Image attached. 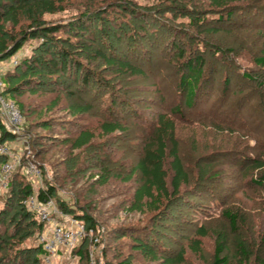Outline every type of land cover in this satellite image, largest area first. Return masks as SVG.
<instances>
[{
	"label": "rangeland",
	"instance_id": "rangeland-1",
	"mask_svg": "<svg viewBox=\"0 0 264 264\" xmlns=\"http://www.w3.org/2000/svg\"><path fill=\"white\" fill-rule=\"evenodd\" d=\"M34 3L0 0V36L9 40L20 37L29 25L42 22L61 27L51 36L29 37L21 51L4 60L5 65L1 63L2 79L41 42L59 60L64 55L69 61L79 62L81 70L76 75L77 68L72 64L67 73L51 76L46 71L39 77L37 93L32 90L35 86H24L17 97L25 112L21 134L28 137L23 135L21 140L6 144L20 150L24 138L29 149L39 150L36 159L43 171L33 182L35 189L54 182L58 200L76 212L94 215L97 228L93 234L101 240L87 243L94 263L160 264L145 259L127 244V237L116 230L119 226L145 231L163 257L183 254L181 264H211L217 231L227 235L224 255L231 264L238 261L240 243L250 254L245 264L264 263V186L245 177L250 164L240 159L242 153L264 158L263 146L258 148L264 138V63L259 60L264 42V0H240L227 9L209 0H64L54 13L43 12ZM13 9L18 23L9 14ZM72 21L91 28L78 33L70 25ZM82 44L129 61L145 75L123 74L101 58L87 57ZM34 53L39 55L41 51ZM196 58L204 60V82L199 105L191 108L180 81L187 71L185 61ZM21 71L18 69L17 74ZM85 73L91 75L88 86L82 83ZM243 73L257 77L259 82L243 78ZM56 99L60 105L50 111ZM75 103H89L93 109L72 116L68 108ZM160 113L170 114L177 124L181 156L190 174L210 167L207 182L192 187L190 200L195 208L182 200L157 214L150 210L130 212L142 177L139 173L131 180L129 177L144 142L153 135ZM45 117L53 124L48 131L38 126ZM105 120L122 121L128 131L100 138L99 125ZM83 129L98 135L83 150L73 151L59 140L51 141L54 136L75 137ZM251 135H257L260 141ZM101 167L110 171L107 183L98 180ZM8 188L0 189V212L5 209L8 214V229L2 216L0 219L3 239L20 220L14 215L18 194ZM225 209L238 213L236 229L223 216ZM23 227L22 243L9 242L0 248V264H89L75 251L60 252L50 261L42 255L37 257L32 249L38 245L36 227L28 220ZM201 227L207 232L204 237L198 234ZM193 238L202 241L200 253L189 246Z\"/></svg>",
	"mask_w": 264,
	"mask_h": 264
},
{
	"label": "trees",
	"instance_id": "trees-1",
	"mask_svg": "<svg viewBox=\"0 0 264 264\" xmlns=\"http://www.w3.org/2000/svg\"><path fill=\"white\" fill-rule=\"evenodd\" d=\"M12 1L21 5H25V3L30 0ZM34 1V6L42 9L43 12L46 13L56 12L60 8V5L64 2V0ZM209 1L214 6H217L222 9H227L231 8V4L233 2H238L240 0ZM2 6L3 5L0 4V17ZM9 12V14H11L15 18V23H18L16 9H13ZM230 15L231 14L229 13V16ZM35 20L37 19H34V21ZM79 22L80 21H74L70 25H73L75 31L78 33H87L88 30H90L91 26ZM60 27L61 26L55 24H44V22H42L38 23L37 26L29 25L28 30L23 31L20 37L14 36L11 40H9L4 36H0V61L10 59L17 52L21 51L29 37H38L41 34L45 36H51L58 32ZM94 41L95 39H93L92 45H95ZM92 45L82 44L81 46L83 52H85L87 57L90 56V58L94 59L95 57L96 59L101 58L106 62V64L112 67H116L117 70L121 71V73L123 74L141 76L145 75L143 69L133 65L129 61H123L116 57L107 56L102 51V49H95L93 51ZM33 50L34 51L31 55L22 57L19 60L17 67L13 70H9L7 74L3 77L4 94L7 98L13 99L17 103L24 116V105L18 100L17 97L20 96V93H22V91L24 90V86H30L32 88L33 86H35L32 90L34 93H37L39 92L38 88H40L39 84H41L39 83V77L46 75V71H49V73H51V76H55L54 74L56 73H67L69 70L72 69L73 65L75 66V69L77 68V70L75 71L76 75L81 70V64L79 62L69 61V57L64 55H62L61 60H59L58 57H55L53 53H51L48 49H45V45L43 42L36 45ZM37 50L41 51L39 55H36L34 53ZM65 53L67 54V52ZM259 60L264 63V42L262 47V57ZM184 66L187 71L181 77L180 88L181 90H186L185 101L188 106H190L191 108H195L196 105H199L197 103L199 98L198 96L200 94L199 92L204 82V60L203 58H196L190 60L188 59L185 61ZM18 69L22 70L19 74H17ZM82 76V83L85 86L90 85L91 75L89 73H85ZM242 77L250 81L257 82L259 80L257 77L253 78L247 73H243ZM59 105V99H56L51 104L49 110L52 111ZM92 109L93 105L89 103L84 105H81L80 103H75L68 108V110L71 112L70 115L72 116L89 113ZM38 126L47 131L53 128V124L51 123L50 119L46 117L42 118L39 121ZM99 130L100 138L128 131L122 121L114 120H105L100 122ZM23 135L24 134L21 133L20 135H15L14 133H12V131L9 130L2 116L0 115V145L6 144V142L10 140H21ZM26 136L27 135L25 134L24 137ZM97 137L98 135H96L94 131L89 129H83L79 131V133L75 134V137H71L70 135H65L61 137L54 136L51 141L55 142L56 140H59V144L70 146L73 151H76L85 149L87 146L91 145L93 140H95ZM251 137L255 138L257 142L260 141L257 135H251ZM262 146L264 148V138L261 141V145H258V148H262ZM38 151H34L31 148L29 155L24 153L22 163H25L26 160L34 161L39 167L42 174L43 170L41 163L36 159L37 155L40 154ZM262 151L263 150H261L260 154L263 153ZM242 155L243 156H241L240 159H242L245 163L250 164L248 171H245V177L249 178L250 182L257 186H264V158H250L248 156L245 157L243 153ZM5 161L6 158L0 156V166ZM209 168L210 167L204 166V168L200 169L199 173L195 172L196 175L190 174V171L183 162V158L181 156L180 143L177 137V124L175 120L168 113L158 114L153 130V135L149 138V140L144 142L140 157L136 165L133 167L132 173L129 177V180H131L133 178V175L139 173L142 178L140 181V185L136 188L134 192L133 200L129 206L128 211L143 213L147 210H150L152 212H156L157 214V212L161 213L163 212V209H167L174 203L180 202L182 200L189 203L186 206H191V208H195V203H191L192 200H190V198L193 196V194H191L193 192L191 191L192 187L199 188L202 187L200 185V182H207V176L210 172ZM109 173V169H107L106 167H101L100 173H97V176L99 178L98 180L101 181V183H107L109 179ZM15 186L17 187V189H15ZM208 187L209 186H207L206 188ZM9 188L12 194H18V210L14 213V215H17L20 220L18 223L14 224L12 233L5 236V239H3V237L0 235V248L8 246L10 244L9 242H13L14 244L19 245V243H22L24 241L25 237H23L22 235V233L24 232L23 223L27 220L32 226L35 225L37 231V238L38 235L42 233L44 229V224L38 219L37 215L33 211H31L27 206V201L32 196H35L39 202H46L47 200L52 199L56 203L58 208L63 211V213L77 218L88 229L96 231L97 221L94 215L85 212H76L73 208H70L67 203L58 200V188H56L54 182H48L45 185H41L40 187H38V189H35L34 183L31 182L25 175L22 164L15 167L10 178ZM188 199L189 201H187ZM75 202L77 201L75 200ZM190 203L192 205H190ZM1 216L3 217V219H1ZM223 216L228 219L231 227L233 229H236V226L239 222L238 213L234 212L232 209H225L223 211ZM7 217L8 214L6 213V210L3 209L0 212V219L3 225L6 226V229H8V221L6 219ZM144 228L145 227H143L142 229ZM116 230L117 232H122L125 238L127 237V242H129L127 244L132 245L135 251L141 252L144 258L149 261H152L154 263L159 262L160 264H181L184 260L183 254H179L176 257H163L158 251L159 249L156 247V245L150 242L149 236L145 234L146 232L143 230L140 231L139 229H126L125 227L121 226H119V228H116ZM198 234L200 235V237H204L207 234L206 229L204 227L199 228ZM214 236V254L213 261L211 264H231L229 258L224 255L228 245V238L226 233L217 231L215 232ZM98 240L99 241L97 243L101 242L100 238H98ZM88 241L94 243L93 240L87 237L73 251H75L81 259H87L88 263L91 264L93 258L91 255V251L89 250L90 248L87 247ZM84 246L86 247L84 248ZM189 246L194 253H200L202 249V241L201 239L193 238L190 240ZM32 249L35 251L37 257L43 255V249L41 245L38 244L37 247H34ZM238 257L239 258L236 264H245L250 260L249 252L247 251L246 247L241 243L238 245ZM261 264L264 263L261 262Z\"/></svg>",
	"mask_w": 264,
	"mask_h": 264
},
{
	"label": "built area",
	"instance_id": "built-area-1",
	"mask_svg": "<svg viewBox=\"0 0 264 264\" xmlns=\"http://www.w3.org/2000/svg\"><path fill=\"white\" fill-rule=\"evenodd\" d=\"M1 63L5 65L3 61L0 62V115L9 130L15 135H20L25 117L17 103L4 94ZM23 142L24 147L20 150L10 148L7 144L0 145V156L6 158L0 166V189L2 190L9 187L11 175L15 167L20 164L31 182L41 178V171L34 161L26 160L22 163L24 153L30 154L27 140L24 139ZM27 206L44 224V229L38 235L37 241L42 246V256L46 261H50L63 251L71 253L87 237L94 243L99 241L97 237H94L92 229H88L77 218L63 213L52 199L39 202L35 196H32L27 201ZM91 264H95L93 260Z\"/></svg>",
	"mask_w": 264,
	"mask_h": 264
}]
</instances>
